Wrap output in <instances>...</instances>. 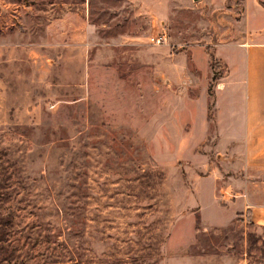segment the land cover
I'll use <instances>...</instances> for the list:
<instances>
[{"label":"rangeland","instance_id":"rangeland-1","mask_svg":"<svg viewBox=\"0 0 264 264\" xmlns=\"http://www.w3.org/2000/svg\"><path fill=\"white\" fill-rule=\"evenodd\" d=\"M261 34L264 0H0V264H264V229L203 179L197 124L225 68L211 97L188 83L215 44Z\"/></svg>","mask_w":264,"mask_h":264},{"label":"crops","instance_id":"crops-1","mask_svg":"<svg viewBox=\"0 0 264 264\" xmlns=\"http://www.w3.org/2000/svg\"><path fill=\"white\" fill-rule=\"evenodd\" d=\"M75 12L70 10L69 14L73 15ZM26 21L27 19L22 23L28 25ZM45 26L44 21V40ZM9 27L11 25L8 22L6 28ZM86 28L87 31H94L95 24L87 21ZM27 44L39 47L44 41ZM55 45L60 43L57 41ZM222 48H226V51L220 50ZM213 57L225 70L216 80L212 95V114L207 101L197 124L198 140L214 139L215 167L203 177H213L210 188L213 200L210 195L209 200L214 202L215 207L221 205V201L229 202L234 216L247 218L252 225L264 229V34L255 39L243 38L241 41L215 44ZM191 65L192 69L197 68L193 60L192 64L188 62L181 68L184 75L182 78L186 77V70ZM211 67L209 55L203 81L200 78L199 82L191 79L188 82L200 87V91L204 89L206 97H211ZM191 120L193 123L196 121ZM191 150L193 151V147ZM206 165L208 170L209 163ZM211 183L201 184L203 195L207 193L206 186ZM217 193L220 194L221 201L216 198Z\"/></svg>","mask_w":264,"mask_h":264},{"label":"trees","instance_id":"trees-1","mask_svg":"<svg viewBox=\"0 0 264 264\" xmlns=\"http://www.w3.org/2000/svg\"><path fill=\"white\" fill-rule=\"evenodd\" d=\"M210 60L211 63L214 61V57L212 54H210ZM212 65V64H211ZM5 194H0V200ZM13 217L12 210L4 205H0V241H5V239H10L8 242V245L6 247L14 249L16 246V240L13 238L11 239V233L10 229L6 228V225L8 224V219ZM251 224V223H250ZM13 233V232H12ZM43 246L46 249V251H50L51 253L58 252L61 248L64 252L70 253L69 248L60 241H54L49 239L43 240Z\"/></svg>","mask_w":264,"mask_h":264},{"label":"built area","instance_id":"built-area-1","mask_svg":"<svg viewBox=\"0 0 264 264\" xmlns=\"http://www.w3.org/2000/svg\"><path fill=\"white\" fill-rule=\"evenodd\" d=\"M162 39V37H152L151 41H155L157 43H159Z\"/></svg>","mask_w":264,"mask_h":264}]
</instances>
